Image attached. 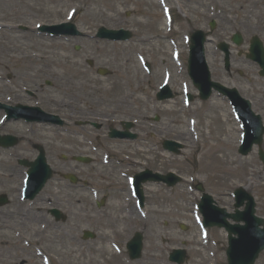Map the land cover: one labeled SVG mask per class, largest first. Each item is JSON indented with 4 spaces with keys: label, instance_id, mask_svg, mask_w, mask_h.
I'll use <instances>...</instances> for the list:
<instances>
[{
    "label": "rangeland",
    "instance_id": "374dc122",
    "mask_svg": "<svg viewBox=\"0 0 264 264\" xmlns=\"http://www.w3.org/2000/svg\"><path fill=\"white\" fill-rule=\"evenodd\" d=\"M164 2L171 8L169 29L160 0H0V92H14L13 103L33 102L65 120L63 128L34 126V131H27L23 122L0 127L1 133L11 132L23 140L13 148H0V193L10 198L9 204L0 207V264H42L36 248L49 257L51 264H171L168 253L181 246L189 256L184 264L215 262L207 250L215 249L220 232L212 228L207 241L201 238L194 221V204L200 196L195 185L200 182L218 204L229 209L231 190L249 171L255 174L249 190L258 201V210L264 212V171L253 165L257 170L246 172L244 159L235 150L238 125L226 100L213 95L206 102L193 99L187 109L183 108L184 34L197 27L195 21L200 16L209 18V5L215 1ZM250 5L238 0L232 6L226 4L221 13L234 21L233 30H239L244 38L238 50L232 52V68L243 74L235 75L239 91L252 100L253 110L264 120V79L257 74V64L240 53L247 49L251 34L258 35L264 44V5L255 9ZM71 14V20L86 37L55 39L39 35L34 29L37 23H58ZM188 20L192 21L191 26ZM20 25L26 26V31ZM100 25L130 27L134 36L128 42L96 40L90 35ZM75 45L80 46L78 50ZM209 48L211 51L212 45ZM173 49L179 52L177 60L172 58ZM211 52L209 63L214 77H219L220 70V80L230 83L224 77L222 58ZM86 59L93 60L94 66H88ZM142 59L150 64V73L143 68ZM97 67H106L111 73L100 76L95 71ZM163 81L168 82L174 96L157 101L155 93ZM25 89L36 92L37 98L27 95ZM189 90L195 93L191 85ZM213 103L221 110L211 108ZM166 105L172 111L163 110ZM156 114L159 120L155 122L152 118ZM195 114L200 117L201 135L208 128L214 132L232 130L229 146L218 145L222 154H232L230 170L223 164L204 168L211 147L205 138L195 140L184 124L186 118ZM215 114L218 119L214 122ZM82 120L103 121L104 126L116 127L121 120H133L138 139H109L107 127L95 130L76 125ZM208 121L213 122L209 127ZM218 133L224 136L223 132ZM38 137L46 141V155L54 176L33 202L23 201L18 191L23 168L16 160L34 157L26 141ZM165 138L184 143L179 155L163 150L161 141ZM74 154H88L93 162H74ZM129 155L138 162L129 165L125 159ZM248 160L258 161L255 157ZM142 168L160 173L173 171L183 177L173 187L144 183V215L136 208L126 179ZM64 173L77 175L80 183L89 188L63 180L60 176ZM101 198L104 203L97 207L96 201ZM124 204L136 215L135 223L125 215ZM51 206L67 215L65 222H54L46 211ZM28 213L40 217L34 223ZM40 222L53 239L44 241L35 236L30 241L32 245H26L24 240L34 227H40ZM180 224L186 229L182 230ZM83 229L95 232V239L83 241ZM135 230L143 234L142 254L138 260L130 261L124 243ZM114 246L122 250L121 255L114 253ZM99 248H104V254L93 263L91 258Z\"/></svg>",
    "mask_w": 264,
    "mask_h": 264
},
{
    "label": "water",
    "instance_id": "95a60500",
    "mask_svg": "<svg viewBox=\"0 0 264 264\" xmlns=\"http://www.w3.org/2000/svg\"><path fill=\"white\" fill-rule=\"evenodd\" d=\"M197 33H200V32H197ZM117 34L116 32H113V31H102L100 30V34ZM201 34V33H200ZM235 42L239 43L241 41L240 37L237 36L234 38ZM202 42H203V39L200 37V36H197L196 34L193 36V40H192V51H193V56H192V59H191V66H192V70L193 72H195V68L199 69L200 68V65H201V45H202ZM228 55V54H226ZM249 57L255 59L256 61L259 62V65L260 67L262 68L260 73L261 75H264V49L262 47V44L261 42L258 40V38L254 37L251 41V54L249 55ZM225 63L226 65H228V56H226L225 58ZM99 73H102V74H105L107 73L106 70H102V69H99L98 70ZM195 80V84L197 86L201 88L204 87V83L205 81L207 80V75L205 77V79H202V81L199 79H197V77L194 78ZM166 96V95H165ZM161 97H164V95H162ZM204 98H206V96H203ZM235 97H233V101H234V105L236 106V108H239V115H240V118L243 120L244 124L246 125V130L248 132L252 131L254 134L250 136V134L248 133L247 134V139L250 137L251 139L248 141V144H251L253 142H256V143H259L260 142V139H261V134H262V128L259 126V121L256 120H252L251 117L247 116V114L244 112V109H245V105L243 104H240L239 102L237 103L235 100H234ZM22 114H26L23 110H20ZM23 111V112H22ZM258 119V118H257ZM128 126V125H127ZM121 136H123V134H121ZM16 143V139L14 137H11V136H8V140L4 141L3 142V145H13ZM164 146L165 147H168L170 148L171 145L170 143H164ZM178 146V145H176ZM264 159V158H263ZM39 160V163H43V172H40V170H37V172H40V175L38 177V173L35 172V169H36V162L30 164L31 165V168L29 169V174H30V178H31V181H30V185L33 184V186L35 185V191L39 190L42 185L44 184V182L46 181L47 178L50 177V170L48 169V167L45 165L44 166V162H43V157L42 155L39 156V158L37 159ZM21 163L23 164H26L24 161H20ZM146 180H161V181H165L167 182L169 185H172L175 183L176 181V178L175 179H169L168 176H160V175H151L150 172H145L142 174V176H137V180H136V186L138 187L140 182H144ZM200 188V187H199ZM204 199L201 203V211L204 215V218H205V225L207 226H211V225H221L219 222L217 221H213L209 214V210H211L212 208H210L211 206V198L210 196L208 195H204ZM6 201L5 197H0V204H3L4 202ZM252 207H250V211H252ZM55 213V215L58 217V212L57 211H53ZM217 216V215H216ZM225 218V215L222 216V219ZM226 228L231 231V226L225 224ZM90 234L89 233H85L84 236L85 237H88ZM137 241V244L139 243L140 241V236L138 235V238L136 239ZM139 249H140V245L138 244V246L134 245L133 247V251L131 252L132 254V257H136L138 256V252H139ZM260 250V249H259ZM256 249L255 251V255L256 253L259 251ZM231 251H232V248H230L228 250V253H229V260L231 261ZM182 253L180 252H175V254H173V256H171V259L172 260H179V261H182ZM255 257V256H254ZM252 260L253 258L251 259V261L248 263V264H252ZM234 264V263H232Z\"/></svg>",
    "mask_w": 264,
    "mask_h": 264
},
{
    "label": "bare ground",
    "instance_id": "6f19581e",
    "mask_svg": "<svg viewBox=\"0 0 264 264\" xmlns=\"http://www.w3.org/2000/svg\"><path fill=\"white\" fill-rule=\"evenodd\" d=\"M130 98V95H127V99ZM67 103H70V101H68ZM93 105V104H92ZM214 103L212 104V106H210L211 108L212 107H215L216 109L218 110H221L219 109V107H216L217 105H214ZM210 108V110H211ZM163 110H167V111H172L171 107L169 105H166L163 107ZM209 110V111H210ZM212 112V110L210 111ZM198 118V119H197ZM213 121L215 122V120L217 121L218 119V116L217 114L213 115ZM226 122L229 124V122L226 120ZM213 122L212 121H208V127L210 124H212ZM184 124L189 127L191 126V130L196 134L197 136V139L199 138H205L204 140H206L208 142V144L210 145V149L208 150V162L207 164H205V167L204 168H214V166L216 164H223L224 166L226 165L227 168L230 170V164L232 163V154L231 153H227V154H222L220 152V148L218 147L219 144H225L226 146H229V136L232 132L231 129H226V131H222V130H219L216 128V130H219L221 132H223L224 136L220 135V133H218L219 131H216L214 132L212 129H209L208 128V131L204 134L201 135L200 133V117L198 116H194V119L192 121V123L186 118L184 120ZM211 126V125H210ZM219 136H222L223 137V140L220 138L219 139ZM218 138V140H217ZM124 209V211L126 212L127 216H131V212L130 210L127 208V207H122ZM40 212V211H39ZM38 212V213H39ZM27 215H29V219L32 221V222H36V218H39L37 217L38 214H34V213H28ZM119 219V218H117ZM120 221V219H119ZM41 224V223H39ZM37 236L38 240H49L51 241L50 239H53V236H50V235H47L46 232L44 231V227L42 228L41 225L40 227H34L32 230H31V233L29 234L27 240L30 242L33 237ZM104 254V248H99L97 249L95 252H94V255L93 257L91 258L93 263H95V261L97 260V258L103 256ZM113 255V254H112ZM115 264H120V263H115Z\"/></svg>",
    "mask_w": 264,
    "mask_h": 264
},
{
    "label": "flooded vegetation",
    "instance_id": "af4514ba",
    "mask_svg": "<svg viewBox=\"0 0 264 264\" xmlns=\"http://www.w3.org/2000/svg\"><path fill=\"white\" fill-rule=\"evenodd\" d=\"M224 23H225V21H223V20L221 21L220 20V25L219 26L221 27V30H220L221 33L225 34V33H227L228 29L226 27L227 24H224ZM221 246L224 247V243H221ZM260 260H261L262 264H264V255H262V258H260Z\"/></svg>",
    "mask_w": 264,
    "mask_h": 264
}]
</instances>
